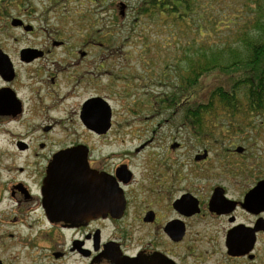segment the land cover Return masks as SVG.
<instances>
[{
    "label": "flooded vegetation",
    "instance_id": "1",
    "mask_svg": "<svg viewBox=\"0 0 264 264\" xmlns=\"http://www.w3.org/2000/svg\"><path fill=\"white\" fill-rule=\"evenodd\" d=\"M7 4L18 11L11 24L26 29L23 0ZM47 37L45 46L0 40V264H264V118L249 129L248 146L229 136L241 128L186 126L197 147L189 160H145L138 176L128 152L96 155L88 142L65 143L76 126L105 138L119 124L106 93L90 94L111 72L102 63L96 72L91 50L74 53ZM98 98L111 108L105 132L103 120L93 122ZM76 147L94 174L92 198L79 203L87 216L59 218L45 182L59 154ZM182 148L174 138L167 157Z\"/></svg>",
    "mask_w": 264,
    "mask_h": 264
},
{
    "label": "rangeland",
    "instance_id": "2",
    "mask_svg": "<svg viewBox=\"0 0 264 264\" xmlns=\"http://www.w3.org/2000/svg\"><path fill=\"white\" fill-rule=\"evenodd\" d=\"M8 1L0 6V14L9 16L8 20L0 18L2 45L7 48L45 46L47 41L48 44L51 41L47 37L50 34L53 38L65 40L64 47L71 49V52L91 50L87 59L96 65L98 74L101 63L111 72V77L98 76L97 84L90 94L106 93L117 113L116 121L119 124L116 123L115 130L105 138L87 136L82 128L76 126V132L64 134L65 143L88 142L96 155L100 151L105 154L128 152L130 162L137 165L138 176L143 175L145 160L187 161L188 154L197 150L189 140L188 131L184 129L188 126L184 111L192 102L205 99L217 81L208 77L204 88L192 101L178 103L185 99L186 94L180 88L181 74L187 73L191 66L195 55L193 42L201 39L198 27L203 20L199 14L211 16L217 22L224 21L221 23L222 29L218 31L220 37L217 38L231 40L237 25L226 27L224 23L230 19L237 22L238 17H241L240 22L246 21L253 18L259 9L258 3L253 0H193L196 11L190 15L193 20L190 24H182L175 19L150 18L147 15L136 20V8L142 0H23L22 9L28 10L24 17L35 30V33L29 34L26 29L11 24L12 17L18 11L10 7ZM122 3L126 5L124 14ZM260 4L264 5V0ZM15 37L19 41L15 42ZM197 44L202 45L200 42ZM107 48L113 49L112 53L104 51ZM168 96L171 100L174 98L171 106L165 102L159 104ZM256 113L249 114L250 118L243 116V122L240 123L231 120V117L229 119L225 112L220 119H212L215 121L211 128H241L239 134L230 131L229 136L235 137L231 140L234 143L248 146L251 143L249 129L261 124L264 118ZM211 122L209 118L206 123ZM174 138L184 142L187 148L179 149L167 157L166 150ZM146 141H150V146L135 153V149ZM230 143L225 142L226 145Z\"/></svg>",
    "mask_w": 264,
    "mask_h": 264
},
{
    "label": "trees",
    "instance_id": "3",
    "mask_svg": "<svg viewBox=\"0 0 264 264\" xmlns=\"http://www.w3.org/2000/svg\"><path fill=\"white\" fill-rule=\"evenodd\" d=\"M253 1L259 6L253 18L240 22L241 17L237 16V22L230 19L224 23L226 27L237 25L235 32L232 31L234 33L231 40L217 38L224 21L217 22L211 16L199 14V18L203 20L198 27L201 39L193 42L194 58L190 59L188 72L181 74L180 88L186 94L185 99L178 104L192 101L204 88L208 77H213L217 83L209 89L205 99L198 97V101L193 100L185 108L184 118L188 126L211 127L215 121L212 119H220L225 112L229 119L231 117V120L242 123L243 116L250 118L249 114L264 111V5L260 4L261 0ZM2 5L3 0H0V6ZM136 13V20L147 15L150 18L165 17L190 24L193 20L190 15L196 11L194 12L193 0H142ZM204 37L207 38L203 39ZM197 42L202 45L199 46ZM172 100L168 96L166 100L159 101V104L165 102L167 106H171ZM209 118L212 122L207 124Z\"/></svg>",
    "mask_w": 264,
    "mask_h": 264
},
{
    "label": "water",
    "instance_id": "4",
    "mask_svg": "<svg viewBox=\"0 0 264 264\" xmlns=\"http://www.w3.org/2000/svg\"><path fill=\"white\" fill-rule=\"evenodd\" d=\"M125 4H121L122 14ZM17 26L16 20L12 22ZM32 26H27L26 30H32ZM103 107V110H102ZM102 110L101 114L99 112ZM105 115V119L99 116ZM111 108L102 99H97V115L93 122L104 123L105 132L110 128ZM87 123V122H86ZM89 125V124H88ZM94 175L88 164L86 153L83 148H70L55 159L49 174L46 178V198L51 211L56 217H84L85 213L80 211L81 205L89 203L92 194L90 193V176ZM80 188L78 191L77 189ZM79 203H82L81 205Z\"/></svg>",
    "mask_w": 264,
    "mask_h": 264
}]
</instances>
